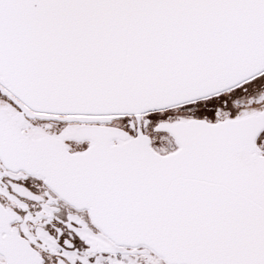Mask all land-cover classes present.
<instances>
[{"label":"snow or ice","instance_id":"snow-or-ice-1","mask_svg":"<svg viewBox=\"0 0 264 264\" xmlns=\"http://www.w3.org/2000/svg\"><path fill=\"white\" fill-rule=\"evenodd\" d=\"M0 264H264V0H0Z\"/></svg>","mask_w":264,"mask_h":264}]
</instances>
